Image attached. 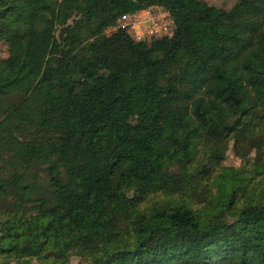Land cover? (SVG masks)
I'll use <instances>...</instances> for the list:
<instances>
[{
	"label": "trees",
	"instance_id": "1",
	"mask_svg": "<svg viewBox=\"0 0 264 264\" xmlns=\"http://www.w3.org/2000/svg\"><path fill=\"white\" fill-rule=\"evenodd\" d=\"M0 41V264H264V0H0Z\"/></svg>",
	"mask_w": 264,
	"mask_h": 264
},
{
	"label": "rangeland",
	"instance_id": "2",
	"mask_svg": "<svg viewBox=\"0 0 264 264\" xmlns=\"http://www.w3.org/2000/svg\"><path fill=\"white\" fill-rule=\"evenodd\" d=\"M203 3L213 5L222 9H231L233 8L239 1L241 0H201ZM148 16H143L137 18H131V20H127L130 25L126 26L125 28L128 30V32L131 35H134V33H141L142 31H145V40L150 41L151 39L155 37H160L165 34L169 35L173 33L172 23H171V17L169 15H165L161 17L162 21V31L158 32L157 24L148 23ZM118 28H123V25L118 22V25L115 27H110L107 30L108 34H111L115 32ZM9 45L5 41H0V58H6L9 55ZM235 140H237V137H234ZM209 156V145H203L200 149V157L197 158V161L199 160H207ZM261 153L259 150L255 148H251L250 150H244V149H237L235 147V141L232 140L228 146L227 150L221 154L219 158V162L216 163L219 166L228 167V168H252L255 163H257L258 160L261 159ZM203 191V188H198L196 190L197 195L195 194V203L202 204V197L200 193ZM166 200V196L164 195H158L155 199L151 198L148 202L145 204H154L156 201L163 202ZM102 238L99 237L97 239L98 244L102 243ZM73 264H88L86 261L79 257H75L72 259ZM17 264V263H12ZM29 264H38V262H33Z\"/></svg>",
	"mask_w": 264,
	"mask_h": 264
},
{
	"label": "built area",
	"instance_id": "3",
	"mask_svg": "<svg viewBox=\"0 0 264 264\" xmlns=\"http://www.w3.org/2000/svg\"><path fill=\"white\" fill-rule=\"evenodd\" d=\"M148 16V23H153V24H157L158 27V32L162 31V21H161V17L165 16V15H169L170 13L165 10L162 6H153L150 8H147L145 10L139 11L137 13H133V14H127L124 15L123 17H121L118 22L121 23L123 25V28H125L126 26H129L130 23L127 20H131V18H139V17H143V16ZM171 23H172V28H174V23L171 19ZM174 31V29H173ZM173 34V33H172ZM172 34H169L168 36H171ZM145 31H142L141 33H134V35H132L136 40H145ZM167 35V34H165Z\"/></svg>",
	"mask_w": 264,
	"mask_h": 264
}]
</instances>
